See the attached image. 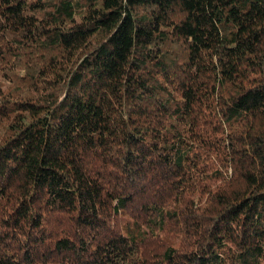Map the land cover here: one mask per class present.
<instances>
[{
	"label": "trees",
	"instance_id": "obj_1",
	"mask_svg": "<svg viewBox=\"0 0 264 264\" xmlns=\"http://www.w3.org/2000/svg\"><path fill=\"white\" fill-rule=\"evenodd\" d=\"M0 264H264V0H0Z\"/></svg>",
	"mask_w": 264,
	"mask_h": 264
}]
</instances>
